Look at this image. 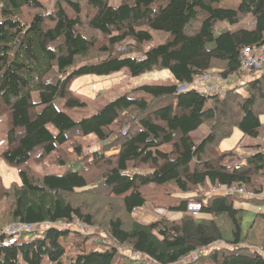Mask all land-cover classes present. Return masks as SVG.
<instances>
[{
  "label": "trees",
  "instance_id": "obj_1",
  "mask_svg": "<svg viewBox=\"0 0 264 264\" xmlns=\"http://www.w3.org/2000/svg\"><path fill=\"white\" fill-rule=\"evenodd\" d=\"M222 4L53 0L49 8L42 0H0V159L20 180L0 183V264H113L115 256L127 257L120 250L184 264L205 249L202 264H264V146H244V158L236 147L218 149L234 130L264 139V63L239 72L244 49L264 48V0ZM248 17L251 28H229ZM124 69L131 77L168 71L175 83L139 86L141 96L126 93L96 110L71 89L79 77ZM208 72L227 80L216 93L200 83L176 91ZM245 75L251 79L230 86ZM203 125L208 132L195 143L191 133ZM88 140L100 148L89 150ZM52 156L61 173L33 168ZM215 186L254 197L209 196ZM235 199L263 209L251 213ZM190 203L200 205L196 215L187 211ZM148 207L175 217L132 219ZM14 222L49 227L4 247L1 231ZM75 224L114 245L87 247L88 235L69 228Z\"/></svg>",
  "mask_w": 264,
  "mask_h": 264
},
{
  "label": "rangeland",
  "instance_id": "obj_2",
  "mask_svg": "<svg viewBox=\"0 0 264 264\" xmlns=\"http://www.w3.org/2000/svg\"><path fill=\"white\" fill-rule=\"evenodd\" d=\"M45 2L47 7H51L53 0H42ZM121 0H111L112 4H118ZM222 5L225 7H236L238 5V0H222ZM252 27V20L250 17L242 21L241 23L235 25V26H230L229 28L231 30L237 29L239 27ZM156 42H159L160 40L158 38H155ZM127 48L131 49L132 48V43L129 42L127 44ZM218 73V72H217ZM240 79H237L235 77L230 79V86L238 84L241 86L244 82L249 81L251 78L248 75L241 76L239 77ZM173 82V78L170 76L168 71H160V72H150L143 74L139 77H131L127 70H122L117 73H113L108 76H95V75H89V76H83L77 78L71 86L72 91L75 93L77 97H79L82 101L86 102L92 110H96L104 106L107 102L112 101L116 99L117 97L123 95V94H129L130 96H141L142 93L139 91H135L139 86L143 85H171ZM219 90V89H218ZM240 92L243 94L244 91L242 89H239ZM33 98L36 100L37 99V94H33ZM62 104L63 102L58 99L55 102V105L58 109H62ZM68 114H70L72 117L78 118L74 113L70 111H65ZM5 131H6V124H5V117H0V153L4 150L5 148ZM208 132V126L203 125L199 129L193 131L191 133V137L195 143H199L207 134ZM259 142L264 141L263 138H259ZM244 138L242 135L237 131L234 130L232 135L229 138L224 139L218 146L219 151H224V150H229L232 148L236 147L237 152L240 154L242 158H244L246 155H248V152H246V148H243L246 146L244 143ZM88 144H91L89 150H97L100 148V146L95 144L93 141L88 140ZM264 145V143H262ZM246 149V150H245ZM54 156L51 158H48L46 160V164L44 166H33V168L40 172V173H61L65 168L62 164H56L54 163ZM242 160L238 159L236 161L237 164L241 163ZM19 176H18V169L14 168L12 166L7 165L4 161L0 159V183L5 186L9 187L12 184H19ZM264 197V194L261 195ZM248 198H251L250 196H246ZM234 205L239 208H244L248 210L251 213L261 211L263 207H257L254 204H250L247 202H243L241 200H234ZM192 214V213H191ZM194 215V214H192ZM168 216V217H175L169 216L166 214V212L160 211V210H155L152 211L149 207L144 208L142 211H137L131 215L132 219L137 220L138 222L142 224H148L149 222L156 220L158 218ZM178 216H176L177 218ZM48 225H40L36 226V230H43L48 228ZM69 228L73 231L77 232H84L87 234V239L89 240L87 243V247L89 248H104L109 245H114L112 244L108 238L106 239V235H102L99 230L89 228V229H84L80 227L79 225H70ZM32 235L31 234H26L24 235V239L30 238ZM101 236V237H100ZM75 239L77 237L71 233L70 236L68 237V241L73 244L75 242ZM71 244V245H72ZM223 243H217L216 247L222 246ZM209 249H205L201 252H199V260L195 263H190L193 260V255L188 256L187 258L184 259V264H202L204 260V255L207 254ZM120 252L125 254V256H115L113 260V264H157L153 260L143 257V256H138V255H131L128 250ZM64 262H66L64 260ZM47 262H45L46 264Z\"/></svg>",
  "mask_w": 264,
  "mask_h": 264
},
{
  "label": "built area",
  "instance_id": "obj_3",
  "mask_svg": "<svg viewBox=\"0 0 264 264\" xmlns=\"http://www.w3.org/2000/svg\"><path fill=\"white\" fill-rule=\"evenodd\" d=\"M124 49V48H123ZM241 67L239 72L246 73L249 71H258L261 69L262 64L264 63V48H246L241 53ZM227 80L220 78L214 72H208L195 79L193 84L183 83L177 86L176 91L183 92L192 88H196L193 85L195 83L203 84L202 88L206 94H213L218 91V89L226 83ZM234 194L238 196H250L254 197L253 194H245L244 190L239 187H231L226 190L222 189L219 186H215L210 190L209 196L211 194ZM161 211V210H160ZM187 211L196 215L200 211V205L197 203H190L187 205ZM35 225H31L24 222H14L7 225L3 230L2 234L5 236L2 243V246L7 247L13 245L17 242L18 237L23 235L26 232L34 230ZM198 254H193V260H197Z\"/></svg>",
  "mask_w": 264,
  "mask_h": 264
},
{
  "label": "crops",
  "instance_id": "obj_4",
  "mask_svg": "<svg viewBox=\"0 0 264 264\" xmlns=\"http://www.w3.org/2000/svg\"><path fill=\"white\" fill-rule=\"evenodd\" d=\"M174 83H175V82H174V80H173V82L171 83V85L174 84ZM201 86H203V84H201ZM258 140H259V138H257L255 141H251V140H249L248 138H244V141H245L244 143H245L246 145H248V144H250V143H251V144L253 143V144H259V145L262 146V145H263L262 143H264V141L259 142ZM263 146H264V145H263ZM245 150H246V149H245ZM224 151H226V150H224ZM246 152L249 153V150H246Z\"/></svg>",
  "mask_w": 264,
  "mask_h": 264
}]
</instances>
